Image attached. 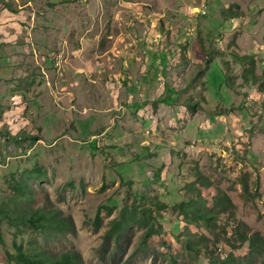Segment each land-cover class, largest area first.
Listing matches in <instances>:
<instances>
[{"label":"rangeland","instance_id":"1","mask_svg":"<svg viewBox=\"0 0 264 264\" xmlns=\"http://www.w3.org/2000/svg\"><path fill=\"white\" fill-rule=\"evenodd\" d=\"M168 152L173 177L149 176ZM217 189L234 207L188 224L179 204ZM37 210L68 226L36 229ZM0 228V264L14 241L78 264H263L239 231L264 239V0H0Z\"/></svg>","mask_w":264,"mask_h":264},{"label":"trees","instance_id":"2","mask_svg":"<svg viewBox=\"0 0 264 264\" xmlns=\"http://www.w3.org/2000/svg\"><path fill=\"white\" fill-rule=\"evenodd\" d=\"M243 61L246 58L239 57ZM247 60V59H246ZM198 180L205 185V187H211L213 184L211 180L205 176L203 173H198ZM199 182L193 183V186H197ZM243 188L245 192L248 190L247 181H243ZM217 195L216 204L213 207L209 206V202L206 196L202 194L201 191L198 192V195L195 198L190 199L189 201L183 202L179 204V210L184 215V218L188 224L200 225L208 227L210 230L218 224L219 214L225 213L228 209L234 207V203L232 202L229 195L219 189ZM149 208H144L143 211H149ZM152 213L149 211V214L144 216L143 224L146 227V231L144 234L143 242L147 243L151 240V237L154 234H157V231L154 227V224L151 222ZM30 222L35 226L36 229L43 228H58L59 230L63 229L65 226H68L65 222H62L56 215L53 217H49L48 213L45 211L41 212L39 210L35 211L30 218ZM96 227H99L101 219L100 213L96 215ZM111 228L106 232L105 238H111L112 236L118 235L121 232V225L116 220L113 219L111 221ZM247 228V225L244 224ZM239 239L241 243L248 242L249 243V256L255 254H262L264 257V239L260 232H253L248 234L247 232L239 231ZM0 240L1 239V228H0ZM14 248L16 249L17 254L14 256V260L16 264H78V255L77 254H59L56 256H46L43 254H38V256H28L23 251V246H18L16 241L13 243ZM188 248L191 250H198L199 247L193 245L191 242L188 245ZM211 262L209 264H241L242 258H237L234 254H227L226 257H221L218 254L212 252L211 254ZM264 264V258H263Z\"/></svg>","mask_w":264,"mask_h":264},{"label":"crops","instance_id":"3","mask_svg":"<svg viewBox=\"0 0 264 264\" xmlns=\"http://www.w3.org/2000/svg\"><path fill=\"white\" fill-rule=\"evenodd\" d=\"M45 21V20H44ZM46 22V21H45ZM151 158H155L156 160H160V153L154 154L152 155ZM162 158L165 159V163L163 166H161L162 170L160 171V164L157 165L155 171L153 172L151 169H149V171L147 172V174L149 176H151L153 173L157 176V177H173L172 173H171V168H172V164H173V160H172V156L171 153H164Z\"/></svg>","mask_w":264,"mask_h":264},{"label":"built area","instance_id":"4","mask_svg":"<svg viewBox=\"0 0 264 264\" xmlns=\"http://www.w3.org/2000/svg\"><path fill=\"white\" fill-rule=\"evenodd\" d=\"M207 14V10L205 9V7H190L189 8V12H188V15H191V16H199V15H206Z\"/></svg>","mask_w":264,"mask_h":264}]
</instances>
